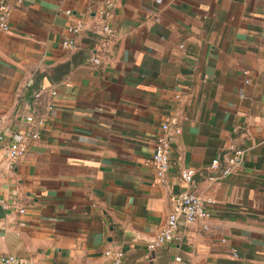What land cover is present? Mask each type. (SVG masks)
Segmentation results:
<instances>
[{
	"label": "crops",
	"instance_id": "obj_1",
	"mask_svg": "<svg viewBox=\"0 0 264 264\" xmlns=\"http://www.w3.org/2000/svg\"><path fill=\"white\" fill-rule=\"evenodd\" d=\"M104 6L114 35L94 66L97 35L63 41ZM40 84L57 94L37 108L53 109L11 162L4 146L28 130L23 104ZM0 118V256L12 264H108L117 244L123 264H264V0H24L0 32ZM163 122L181 133L160 181ZM236 147L243 168L211 179ZM188 167L211 215L151 250Z\"/></svg>",
	"mask_w": 264,
	"mask_h": 264
},
{
	"label": "built area",
	"instance_id": "obj_2",
	"mask_svg": "<svg viewBox=\"0 0 264 264\" xmlns=\"http://www.w3.org/2000/svg\"><path fill=\"white\" fill-rule=\"evenodd\" d=\"M24 0H0V32H8L11 29V17L16 6L22 5ZM67 14L72 15V10H67ZM94 20L95 25H101V34H96L99 38L98 47H96L91 56L90 62L94 66L101 65L103 58L101 51L104 45L114 35V30L110 24V13L107 6L102 7ZM87 23L83 20L76 19L68 26L69 36L64 39L63 46L68 49H76V36L86 30ZM98 28V27H96ZM181 46H184L183 44ZM55 96L57 92L49 85L40 84L38 89L32 92L29 101L23 104L26 111L21 112V117L27 122L28 130L22 134H13L12 138L6 142L4 152L7 158L14 162L25 155L29 139H37L40 136V130L45 126L48 112L53 109L49 103L45 111H39L38 102L44 95ZM238 128H235L237 131ZM174 132L181 133V128H174L169 122H163L159 134L156 137V150L152 156V164L155 168L157 178L164 181L171 168V154L173 150ZM6 133L3 119L0 118V143L5 141ZM247 150L243 147H236L232 154L222 162L215 158L209 169L213 172L209 177L211 179L228 177L238 173L244 166ZM196 170L194 168H182L180 177L184 190L173 197V209L170 212L166 224L162 230L157 233L148 243V248L158 249L166 244L176 243L182 239L181 227L188 223L205 221L211 215L208 209L209 201L198 191L196 180ZM0 204L4 207L7 205L0 199ZM25 212V208H21ZM205 229L208 228L206 223L203 224ZM109 258L108 264H123L126 251L124 245L117 244L105 251ZM236 256V250H234ZM177 262L188 264L181 256H177ZM0 261L7 264L19 263L20 259L14 255H1Z\"/></svg>",
	"mask_w": 264,
	"mask_h": 264
},
{
	"label": "water",
	"instance_id": "obj_3",
	"mask_svg": "<svg viewBox=\"0 0 264 264\" xmlns=\"http://www.w3.org/2000/svg\"><path fill=\"white\" fill-rule=\"evenodd\" d=\"M96 27H98V28H96ZM100 27H101V25H98V24H96L95 25V23H92V25H86V29L87 30H90L91 32H93V33H96V34H101V32H100ZM235 148H233V150H234Z\"/></svg>",
	"mask_w": 264,
	"mask_h": 264
}]
</instances>
